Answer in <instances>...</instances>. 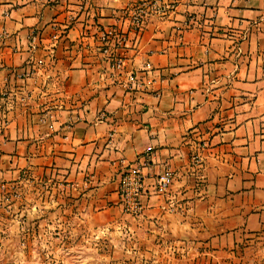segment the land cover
I'll return each mask as SVG.
<instances>
[{
    "label": "crops",
    "instance_id": "0c3cea01",
    "mask_svg": "<svg viewBox=\"0 0 264 264\" xmlns=\"http://www.w3.org/2000/svg\"><path fill=\"white\" fill-rule=\"evenodd\" d=\"M145 157L144 209L132 216L118 181ZM165 169L174 183L155 195ZM23 191L30 217L133 220L195 251L191 264L264 250L253 240L264 239V0H0L9 213Z\"/></svg>",
    "mask_w": 264,
    "mask_h": 264
},
{
    "label": "rangeland",
    "instance_id": "374dc122",
    "mask_svg": "<svg viewBox=\"0 0 264 264\" xmlns=\"http://www.w3.org/2000/svg\"><path fill=\"white\" fill-rule=\"evenodd\" d=\"M26 194L23 191L17 197L16 209L20 210L15 212L19 213L17 215L9 213L14 201L0 196V229L13 226L15 231H19L12 236L0 232V264H191L190 258L195 251L184 249V243L178 244L169 235L157 234L151 240L149 236L139 234L133 220L119 217L114 223L122 228H115L109 226L111 221L104 223L103 220L95 222L93 227L91 218L89 221L86 218L73 220L68 216L61 221L50 215L45 219L30 217L26 207L32 198ZM35 199L40 200V197L37 195ZM171 203L169 209L166 208L170 213L174 212V207L177 208ZM58 225H62L63 230L60 231ZM253 240L264 242L262 237ZM219 254L226 264H264L263 249L245 248ZM209 256L206 255L207 258ZM213 256L216 257L217 253Z\"/></svg>",
    "mask_w": 264,
    "mask_h": 264
},
{
    "label": "built area",
    "instance_id": "2783aa9c",
    "mask_svg": "<svg viewBox=\"0 0 264 264\" xmlns=\"http://www.w3.org/2000/svg\"><path fill=\"white\" fill-rule=\"evenodd\" d=\"M131 19L134 31H139L142 23L140 11L134 12ZM114 59L115 66L121 68L123 65L122 59L120 57ZM130 81L136 82L135 75L130 76ZM147 159L145 157L143 161H137L134 164L126 166L118 181V193L122 207L125 212L132 215H139L144 209L142 197L147 190V175L142 171V163L144 162V165L147 164ZM173 183L174 173L169 169H165L156 176L152 191L155 195L166 196L170 193Z\"/></svg>",
    "mask_w": 264,
    "mask_h": 264
}]
</instances>
